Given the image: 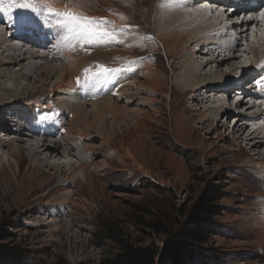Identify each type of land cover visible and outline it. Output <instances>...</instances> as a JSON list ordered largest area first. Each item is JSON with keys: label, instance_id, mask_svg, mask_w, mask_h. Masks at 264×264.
<instances>
[{"label": "rangeland", "instance_id": "obj_1", "mask_svg": "<svg viewBox=\"0 0 264 264\" xmlns=\"http://www.w3.org/2000/svg\"><path fill=\"white\" fill-rule=\"evenodd\" d=\"M50 1L51 6L63 3L70 8L81 6L91 13L101 12L111 25L112 16L123 18L127 26L134 27L133 32L129 31L132 34L124 33L137 40L138 46L133 48L137 60L155 63L158 59L157 65L168 77L178 72L177 63L165 54L161 43L146 37L154 36L151 0L140 1L144 6L134 8L125 5V0H42L47 4ZM210 5L217 11L225 9V13L231 8ZM117 7H125V12ZM10 12L6 9L5 14ZM140 45L144 50H140ZM92 56L96 54L92 53L89 61ZM58 62L61 61H55ZM13 68L18 72L19 64L15 63ZM173 80L167 83L168 96L159 92L153 96L145 88L132 101L119 100V105L128 111L145 113L148 118V127L139 131L133 125L134 118L126 121L123 113L119 121L123 129H131V137H115L119 130L111 134L109 146L116 148L114 154L119 151L124 157L126 154L120 148L123 145L133 155L126 159L131 163L107 158L101 136L82 142L98 146L94 149L96 158H84L88 184L69 180L68 166L63 163L76 164L79 160L75 155L52 154L50 162L62 163L61 171L49 165L31 168L26 153H18L19 145L27 146V142H16L13 133H0L3 139L12 141V146H2L1 157L13 154L19 162L17 166L13 160L11 166L0 165V264H264V147L258 159L248 147L231 139L236 122L232 116H245L252 111L251 100L246 99L237 109L242 112H234L230 119L221 117L220 122L228 126L220 125L208 132L197 109L185 111L195 103L187 93L190 90H178ZM0 81L14 85L4 75ZM201 93L204 90L198 98ZM69 95L71 98L72 94ZM153 97L156 103L151 102ZM84 105L88 109L85 101ZM67 116L69 120L72 115ZM65 126L67 123L60 130L65 131ZM113 126L110 119L108 124L103 123L102 132L112 131ZM99 133L100 129L94 131ZM31 142L36 143L37 139L32 138ZM78 146L81 150L80 143ZM68 186L73 191V201L63 204L62 209L59 205ZM210 189L214 195L205 198ZM56 205L66 212L56 216ZM210 206L214 212L205 210ZM195 216L203 217L206 223L199 237L190 238L188 231L196 228L192 223ZM176 236H183L192 249L182 260L169 261L163 252L167 242ZM142 252L149 256L144 257Z\"/></svg>", "mask_w": 264, "mask_h": 264}, {"label": "bare ground", "instance_id": "obj_2", "mask_svg": "<svg viewBox=\"0 0 264 264\" xmlns=\"http://www.w3.org/2000/svg\"><path fill=\"white\" fill-rule=\"evenodd\" d=\"M140 1L146 2L125 0V5L132 8L139 5L143 7L145 3ZM151 1L154 36L146 37L159 41L165 54L177 63L175 67H179L178 72L169 77L166 76L167 72L159 67L160 64L157 65L158 59L155 63L136 59L133 48L138 46L137 40L133 36L127 37L124 33L123 29L127 24L121 17L112 16L113 24L110 25L117 29L116 40L91 46L85 51L79 45L73 48L62 44L59 48H54L53 45L59 39L56 35L59 29L54 26L49 31L56 39L46 37L45 43H40L30 36H21L11 25V15L0 13V19L6 22L5 25L0 20V55L3 56L0 57V78L4 75L6 79L14 81V85L0 81V133L5 135L13 133L11 135L17 139L16 142L23 144L27 142V146L19 145L18 153L20 155L26 153L31 168L49 165L56 171H61L63 165L68 166L71 183L81 181L88 184L89 173L86 169L88 167L85 168L84 158L88 157V160L96 158H93V155L96 154L94 149L98 146L94 147L88 142L83 145L82 142L93 141L97 136H101L103 142L101 144H104L101 148L107 158H118L121 163H129L130 161L126 159L133 158L131 151L121 145L120 148L126 155L122 157L119 151L114 154L116 148L109 146L111 134L119 130L115 137L126 135L131 137V129H123L119 121L123 113L126 121L127 118L129 120L134 118L133 125L139 131L141 127H148L146 122L148 118L145 113L128 111L125 106L119 105V100L128 98V101H132L135 95L146 89L153 96L158 95V92L168 96L169 79L171 81L174 79L178 90H190L187 93L193 96L192 102L195 103L189 104L190 107H186L185 111H190V108L197 109L202 116L201 124L209 129L208 132L220 125L228 126L227 123L220 122L221 117L227 116L230 119L234 112H242L237 110L238 107L246 99H250L249 108H252V111L245 116H232L236 118V122L232 126L231 133L235 135L231 139L233 143L248 147L252 156L260 159V149L264 147V93L256 91L254 80L264 75V19L258 20L254 15L262 9L264 12V0H247V11H241L239 14L233 12L236 7L234 0H185V3H179L177 0ZM210 4L231 8L225 13V9L217 11ZM49 5H52L51 1ZM51 7L61 11L72 10L90 17H104L101 12L91 13L77 5L70 8L63 3H55ZM5 9L9 10L7 5ZM115 9L125 12L126 8ZM249 17L252 19H248ZM133 29L134 27L128 26L126 33L133 32ZM47 39H51V43H48ZM140 50H144L141 45ZM92 53L96 56H92L89 61ZM57 60L61 62L55 63ZM15 63L19 64L18 72L13 68ZM97 65L126 69L135 66L136 69L122 73L115 82L106 84L86 82L83 70L85 68L95 70ZM140 77H144L145 80L138 79ZM202 90L204 93L198 98L197 95ZM236 92H239L241 97L237 96ZM70 93L71 98H68ZM151 102L156 103L157 99L153 97ZM68 114L72 115L69 120L66 119ZM108 114L111 115L114 128L112 127V131L104 129L102 132L105 128L102 127L103 123H109ZM190 117L191 115L187 119ZM64 123H67L66 129L61 131L60 127ZM44 125H49L47 130L43 129ZM96 129H100L99 134H94ZM139 135L144 136L140 132ZM32 138L37 139V142L32 143ZM10 145L12 146V141L0 137V165L3 167L11 166V160L16 162V166L19 165L13 154L6 155L4 159L1 157L2 146ZM77 150L80 153H77ZM54 153L73 154L79 161L76 164L69 161L63 165L51 163L49 158ZM128 171L133 170L130 168ZM261 173L264 174V167ZM72 192L68 186L65 198L60 203L62 205H59L62 209L63 204L73 201ZM56 207V216L66 212L58 210V205Z\"/></svg>", "mask_w": 264, "mask_h": 264}, {"label": "snow or ice", "instance_id": "obj_3", "mask_svg": "<svg viewBox=\"0 0 264 264\" xmlns=\"http://www.w3.org/2000/svg\"><path fill=\"white\" fill-rule=\"evenodd\" d=\"M177 2L185 3V0H177ZM234 2L236 4L234 13L247 11V0H234ZM5 5L11 10L9 13L11 25L21 36H30L40 43H45L46 37L56 39L55 36H51L49 30L53 26L59 29L56 34L59 39L53 45L54 48H59L62 44L73 48L79 45L87 51L91 46L117 39V29L115 26L110 27L111 22L106 17H90L68 9L61 11L43 3L42 0H0V13H5ZM260 16L264 19V12H261ZM123 30L127 31L128 26ZM51 39L48 42H51ZM119 42L123 43V41ZM83 71L86 82L106 84L115 82L122 73L132 69L97 65L95 70L85 68ZM77 82H80L79 78ZM254 84L257 92L264 93V75L255 79Z\"/></svg>", "mask_w": 264, "mask_h": 264}, {"label": "trees", "instance_id": "obj_4", "mask_svg": "<svg viewBox=\"0 0 264 264\" xmlns=\"http://www.w3.org/2000/svg\"><path fill=\"white\" fill-rule=\"evenodd\" d=\"M214 195V190H209V193L205 195V198L211 199ZM204 198V199H205ZM214 207H205L206 211L214 212ZM192 223L196 224V228L188 231V235L190 238H197L200 236V233L203 229L204 223H206V220H204L203 217L195 216ZM184 235V233H183ZM190 243L187 242L186 239L183 238V236H176L175 238H172L167 242V246L163 252V256L165 259L169 261H180L184 258V254L190 251L192 248L190 247ZM144 257H148V252H142L141 253Z\"/></svg>", "mask_w": 264, "mask_h": 264}]
</instances>
